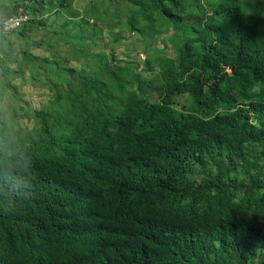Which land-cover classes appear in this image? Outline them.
I'll use <instances>...</instances> for the list:
<instances>
[{
	"label": "trees",
	"instance_id": "obj_1",
	"mask_svg": "<svg viewBox=\"0 0 264 264\" xmlns=\"http://www.w3.org/2000/svg\"><path fill=\"white\" fill-rule=\"evenodd\" d=\"M239 1L94 4L111 42L125 29L146 43L151 31L170 30L161 53L143 49L139 62L86 50L101 63L77 69L68 63L73 44L61 62L22 48L62 78L47 84L46 105L29 113L13 98L11 120L0 117V264H264V1L250 9ZM71 2L0 3V18L29 15L0 33L3 87L15 97L19 71L5 58L12 34L28 38L54 15L63 41L102 35L95 18L86 34L90 17ZM72 21L79 28L69 36ZM155 63L153 98L143 72Z\"/></svg>",
	"mask_w": 264,
	"mask_h": 264
},
{
	"label": "rangeland",
	"instance_id": "obj_2",
	"mask_svg": "<svg viewBox=\"0 0 264 264\" xmlns=\"http://www.w3.org/2000/svg\"><path fill=\"white\" fill-rule=\"evenodd\" d=\"M3 1V0H2ZM4 1H9V0H4ZM106 0H72L71 5H72V9L73 10H78L81 12H83L84 16H89L90 20L89 22H86L84 25L86 26V34L91 35V29L93 27V23L91 18H95V27L97 28V30L102 26V35L97 34L94 35L93 41L87 44V43H83V41H81L80 39H77L74 37L70 38V40L65 41V44H53L51 47H49L48 49L51 50H43L42 47L40 48H30L29 46H26V48L24 47V49H27L28 51H31L32 53H34V55H38L40 56V54L42 55L43 53L46 52V55H50L51 59H56L57 61L61 62L62 58H64L66 56L67 52H71L72 50V44L75 45L77 47V50H75L76 54H68V63L73 65L74 67H76L77 69L80 68H88L91 70V67L95 66L96 63H101L100 59H91V57H94V55H87L89 57L84 56V52H89V53H98L101 52L103 50H108L109 53H111L112 51H114V58H116L117 60L121 59L123 60H130V59H135L136 62H139L141 59H143L144 57V53L142 52V49L147 50L149 54V56L151 58H155L156 54L161 53L162 51V47L163 44L162 43H167L170 40V30L165 31L164 33H161L160 36H155L153 37V31L150 32L151 37L146 39V41L148 40V42H144L142 40H139L138 37H140L137 34H129L126 29L123 31L124 33H122L123 35V39L121 38L119 41L117 42H111V34H112V27L109 26L108 28L106 26L102 25V20L101 18L99 20L96 19V17H94L95 14L98 13L97 10H95V8H93L94 4H99L101 2H105ZM113 0V4L117 1L118 3L120 2V0ZM244 0H240L239 2H241L242 4H247V9L252 8L253 6H260L262 5L261 1L264 0H248L246 2H243ZM88 3V4H87ZM87 4V5H86ZM88 6L87 8H85L83 10L84 6ZM118 8H121L124 3L120 2ZM113 5H111L112 7ZM102 9V8H100ZM120 10V9H119ZM80 13V12H79ZM108 13L110 15H116L118 14V11H115L112 13V10L108 11ZM99 14V13H98ZM1 15V13H0ZM100 15V14H99ZM105 18V13L103 14V16ZM55 18V16L53 15H48V21L46 22L47 24L45 26H43L41 29H33L31 31L32 35H47V33L49 34L48 36L51 35L52 30L55 29H59L60 26H62V22H55L53 21V19ZM3 18H0V20ZM78 19V18H77ZM122 20V19H121ZM51 21V22H50ZM94 21V20H93ZM68 24H66L68 26V28L71 29H75L71 32H66L67 35L71 36L73 35L74 32H78V28L79 25L78 23L72 21L67 22ZM145 23V22H143ZM31 24V23H29ZM27 24V26H32L33 24L29 25ZM148 24V23H147ZM51 25V26H50ZM154 25V23L152 24ZM155 26V25H154ZM65 25L62 27L64 28ZM34 28V27H31ZM123 28H120V26H118V28H114V31H121ZM165 30V29H164ZM61 34V33H60ZM155 35V33H154ZM169 35V36H168ZM154 39V40H153ZM155 41L154 43L152 42ZM78 42L81 44L79 45ZM5 44H6V40H2L0 42V54L2 53V48H4V52L8 51V48H5ZM87 44V45H86ZM169 49L166 50V52H168L169 54L173 53L174 50L171 48L170 44L168 45ZM23 47V46H22ZM22 47L18 46V44L15 42V50H12V54L11 57H5L7 60L10 59L8 61V69H12L14 68H18L20 65L23 66V68L25 67L24 62L21 59L22 56ZM28 47V48H27ZM59 50V56L57 55V51ZM87 50V51H86ZM3 52V53H4ZM56 54V55H55ZM2 55V54H1ZM17 55V62H14L13 58L14 56ZM77 59V60H76ZM96 62V63H95ZM94 64V65H90ZM86 64V65H85ZM30 66H26V69L24 71V75L23 76H13L10 80V82L12 83V85H16L17 86V97L14 96V92L12 91V89L9 87L7 88L6 86L3 87V85L1 84V82H6V78L1 74L0 75V117L7 119V120H11V117L13 115V112L11 111L12 109V103L11 100L12 98H17L16 100L22 105L24 106V102H26V107L28 109V112L31 113V109L34 108H41L42 106L47 104V101L49 99L50 93L52 92L50 90V88L42 83H40V79L39 77H35V79H33L31 77V73L30 70L32 71V74L36 72V70H33L35 68ZM142 66H139V69H141ZM158 65L157 63H155V70L152 72H143L144 77H146L148 80L151 81V85L153 88H150V93H152V97L155 98L154 96L157 95V91L154 89V86L156 85V75L158 73ZM1 71V70H0ZM19 84V85H18ZM21 95V96H20ZM13 120V119H12ZM18 120V119H17ZM19 123H21L22 125H30L32 123L31 119H26V118H22L19 119Z\"/></svg>",
	"mask_w": 264,
	"mask_h": 264
},
{
	"label": "crops",
	"instance_id": "obj_3",
	"mask_svg": "<svg viewBox=\"0 0 264 264\" xmlns=\"http://www.w3.org/2000/svg\"><path fill=\"white\" fill-rule=\"evenodd\" d=\"M1 2H8V1H2V0H0V3ZM1 13V12H0ZM2 16V14L0 15V17ZM51 22V21H50ZM47 24V23H46ZM45 24V25H46ZM43 26H34V28L33 29H41ZM27 35H28V38H25V39H22V38H19V37H17L16 35H13L12 34V36H10L9 38L10 39H16L17 41H16V43L18 44V46H20V47H22L23 49H24V47L26 48V46H29V45H31V46H29L30 48H34V47H36V48H40V47H42V49L43 50H45V51H47V50H49L48 48L49 47H51L53 44H64L65 43V41H63V40H65V38H57L56 37V35L55 34H53V33H51V35L50 36H48L49 34L47 33V35H43V36H38V35H32L31 33H27ZM70 38H72V37H68L66 40H70ZM28 39H30V40H28ZM7 41V40H6ZM27 41V42H26ZM25 42V43H24ZM28 48V47H27ZM14 49H15V46H14ZM26 50V52H28L29 54H31V55H34V53H32L31 51H28L27 49H25ZM49 51H51V50H49ZM57 52H60L59 50H56ZM142 51H143V49H142ZM35 56H38V55H35ZM43 56H46V52L45 53H43L42 55L40 54V56H38V57H43ZM144 58V57H143ZM21 59H22V61L24 62V64H25V67L24 68H26V66H30V68L31 67H33V68H35V69H33V70H36V72L35 73H33L32 74V71L30 70V73H31V77L33 78V79H35L36 80V78L35 77H39V79H40V83H42V84H44V85H46L47 86V84L49 83V81L51 80V81H57V82H60L61 81V78H62V74H61V71L59 70V69H57V68H55L54 67V65H52V63H46V62H37V63H35L34 65L33 64H31L29 61H28V59H27V57L26 56H21ZM23 68V66H19L18 68H14L13 67V70H16V71H19V72H17V73H14V75L13 76H16V75H19L20 77L21 76H23L24 75V71L26 70V69H24ZM29 68V69H30ZM32 69V68H31ZM0 73L5 77L6 76V74H4V73H2L1 71H0ZM0 74V75H1ZM33 75H35V77L33 76ZM12 76V77H13ZM11 77V78H12ZM1 84L3 85L4 84V82H1ZM19 85V84H18ZM12 100H14L13 98H12Z\"/></svg>",
	"mask_w": 264,
	"mask_h": 264
},
{
	"label": "built area",
	"instance_id": "obj_4",
	"mask_svg": "<svg viewBox=\"0 0 264 264\" xmlns=\"http://www.w3.org/2000/svg\"><path fill=\"white\" fill-rule=\"evenodd\" d=\"M28 20L29 15L20 8L16 13L0 20V33L8 34L12 31H16L23 24L28 22Z\"/></svg>",
	"mask_w": 264,
	"mask_h": 264
}]
</instances>
